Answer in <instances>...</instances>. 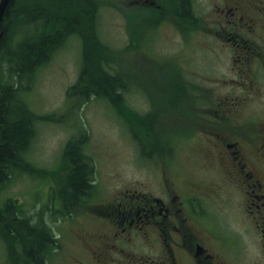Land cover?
<instances>
[{"label": "flooded vegetation", "instance_id": "flooded-vegetation-1", "mask_svg": "<svg viewBox=\"0 0 264 264\" xmlns=\"http://www.w3.org/2000/svg\"><path fill=\"white\" fill-rule=\"evenodd\" d=\"M121 13L130 69L175 65L168 95L182 110L163 113L133 74L128 116L148 138L149 179L100 201L99 215L80 210L97 197L98 178L79 130L67 142L60 211L98 224L83 248L95 264H264V110L255 103L264 94V0H128ZM198 69L229 72L204 84ZM215 82L240 90L220 93ZM73 157L88 178L76 194ZM199 158L204 168L191 177L185 160Z\"/></svg>", "mask_w": 264, "mask_h": 264}, {"label": "rangeland", "instance_id": "rangeland-1", "mask_svg": "<svg viewBox=\"0 0 264 264\" xmlns=\"http://www.w3.org/2000/svg\"><path fill=\"white\" fill-rule=\"evenodd\" d=\"M97 1L96 18L91 26L93 32H96L97 18L102 19L101 28L105 36L99 35V38L104 41L103 47L105 46L107 55L105 61L112 72L122 74L123 78V88L117 91L119 98H115L113 103L110 99L95 95L89 101L82 102L80 94H69L81 70L83 40L77 34L70 35L66 40L62 38L65 41L52 58L38 69L25 93L29 107L38 115L36 135L26 157L37 170H33V174L24 171L18 173L0 190V204L6 199L20 203L24 214L33 218L34 223L41 219L51 227L58 242L56 249L52 248L46 253L44 264H95L83 248L86 247L89 235L99 231L96 230L98 224L93 223L84 211H79L72 220L60 211L62 204L59 197L64 189L63 168L66 161L64 151L70 135L79 130L83 135L86 134L85 146L98 178L97 197L91 199L88 207L80 210L86 209L92 215H99L100 201L112 197L119 190L135 187L149 179L147 156L144 153L148 138L134 134L130 127V77L134 74L139 81L149 84L151 99L160 101L161 110L166 115L182 110L181 103L174 106L168 95L173 73L178 72V69H172L175 65H170L171 69H147L146 73L145 69H130L128 35L121 13L128 0ZM49 8L52 6L49 5ZM19 26L9 44L11 48L0 50V82H12L15 77L10 71L5 54L17 51L16 41H22L27 34L36 38L31 25L24 26L20 23ZM224 71L228 73L229 69H198V79L204 84L211 83L208 80L211 73L218 75ZM180 77L182 78L181 74ZM234 86L236 85L214 84L216 91L220 93H227L229 90L239 92L240 89ZM255 103L264 110V94ZM77 121L81 122L82 130L75 125ZM193 149H196L198 155L208 154L204 146H193ZM185 161L186 172L192 174L191 177L197 174L196 166L202 170L206 163L200 158L198 164L187 159ZM17 246L18 251L22 250L21 245ZM0 264H12L1 237Z\"/></svg>", "mask_w": 264, "mask_h": 264}, {"label": "trees", "instance_id": "trees-1", "mask_svg": "<svg viewBox=\"0 0 264 264\" xmlns=\"http://www.w3.org/2000/svg\"><path fill=\"white\" fill-rule=\"evenodd\" d=\"M97 5V0H11L8 5L0 50L11 48L9 44L20 23L32 26L36 40L27 34L22 41H16L17 51L5 54L15 77L12 82H0V190L18 173L33 174V170H37L26 157L36 135L38 115L29 107L25 93L38 69L52 58L70 35L77 34L83 40V62L69 94H80L82 102L95 95L113 103L119 98L117 91L123 88L122 74L112 72L107 66L104 41L91 26ZM70 146L71 143L66 144L65 156ZM75 157L76 168L70 175L69 185L76 194L88 188V178ZM19 205L9 199L0 204V237L12 264H44L46 253L56 249L58 239L47 223L41 219L34 223ZM16 244L21 245L22 250L18 251Z\"/></svg>", "mask_w": 264, "mask_h": 264}, {"label": "water", "instance_id": "water-1", "mask_svg": "<svg viewBox=\"0 0 264 264\" xmlns=\"http://www.w3.org/2000/svg\"><path fill=\"white\" fill-rule=\"evenodd\" d=\"M10 2L11 0H0V45H1L3 34H4L3 19H4L5 12Z\"/></svg>", "mask_w": 264, "mask_h": 264}]
</instances>
